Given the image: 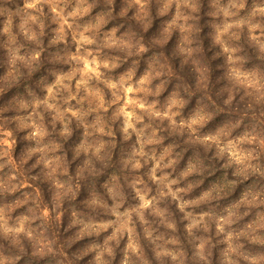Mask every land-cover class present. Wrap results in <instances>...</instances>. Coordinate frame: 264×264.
I'll use <instances>...</instances> for the list:
<instances>
[{
    "label": "clouds",
    "instance_id": "clouds-1",
    "mask_svg": "<svg viewBox=\"0 0 264 264\" xmlns=\"http://www.w3.org/2000/svg\"><path fill=\"white\" fill-rule=\"evenodd\" d=\"M0 264H264V0H0Z\"/></svg>",
    "mask_w": 264,
    "mask_h": 264
}]
</instances>
